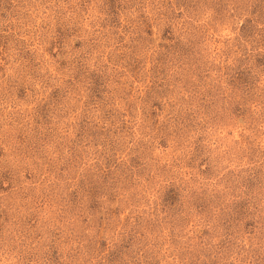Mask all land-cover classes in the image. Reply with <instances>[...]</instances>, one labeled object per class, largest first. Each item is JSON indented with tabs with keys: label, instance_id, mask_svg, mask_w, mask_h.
<instances>
[{
	"label": "rangeland",
	"instance_id": "rangeland-1",
	"mask_svg": "<svg viewBox=\"0 0 264 264\" xmlns=\"http://www.w3.org/2000/svg\"><path fill=\"white\" fill-rule=\"evenodd\" d=\"M0 264H264V0H0Z\"/></svg>",
	"mask_w": 264,
	"mask_h": 264
}]
</instances>
